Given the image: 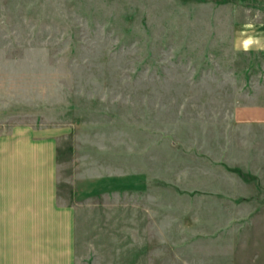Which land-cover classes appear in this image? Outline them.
I'll return each instance as SVG.
<instances>
[{"label": "rangeland", "instance_id": "rangeland-1", "mask_svg": "<svg viewBox=\"0 0 264 264\" xmlns=\"http://www.w3.org/2000/svg\"><path fill=\"white\" fill-rule=\"evenodd\" d=\"M246 22L264 38V0H0V132L56 140L77 262L264 264Z\"/></svg>", "mask_w": 264, "mask_h": 264}, {"label": "crops", "instance_id": "crops-1", "mask_svg": "<svg viewBox=\"0 0 264 264\" xmlns=\"http://www.w3.org/2000/svg\"><path fill=\"white\" fill-rule=\"evenodd\" d=\"M254 94L236 106L238 123L264 125V88ZM32 129L0 132V264H80L76 208L58 200L56 140Z\"/></svg>", "mask_w": 264, "mask_h": 264}, {"label": "clouds", "instance_id": "clouds-1", "mask_svg": "<svg viewBox=\"0 0 264 264\" xmlns=\"http://www.w3.org/2000/svg\"><path fill=\"white\" fill-rule=\"evenodd\" d=\"M255 26L252 23L246 22L240 29L239 37L234 42V49L237 52H250V51H264V43L261 38L256 35H249V32H254Z\"/></svg>", "mask_w": 264, "mask_h": 264}, {"label": "trees", "instance_id": "trees-1", "mask_svg": "<svg viewBox=\"0 0 264 264\" xmlns=\"http://www.w3.org/2000/svg\"><path fill=\"white\" fill-rule=\"evenodd\" d=\"M244 175V173H242Z\"/></svg>", "mask_w": 264, "mask_h": 264}]
</instances>
